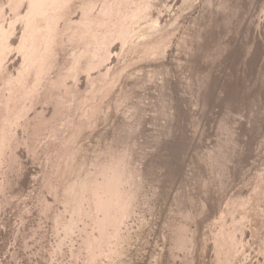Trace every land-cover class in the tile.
<instances>
[{
  "label": "rangeland",
  "instance_id": "1",
  "mask_svg": "<svg viewBox=\"0 0 264 264\" xmlns=\"http://www.w3.org/2000/svg\"><path fill=\"white\" fill-rule=\"evenodd\" d=\"M12 1L0 0V30L7 31L0 47H7L3 42L11 43L5 53L0 49L4 55H0V264H264V0H147L144 4L151 6H146L145 14L142 3L146 0H136L133 4L139 3L144 15L133 19L137 21L133 31L123 27L127 20L132 22L129 18L135 9L130 12V5L126 6L131 0H123L125 6H119L118 0H91L96 2L94 7L89 4L92 11L89 6L86 9L93 19L109 10L113 14L122 6L129 18L121 13V20L116 14L115 22L109 13L113 23L121 20L117 24L123 28L117 30L118 25L111 22L116 28L110 27L115 32L130 29L132 34L123 30L125 37L113 31L110 36L108 17L101 24H109L105 28L110 32L103 34L104 28L98 29V36L109 38L101 35L103 48L95 46L103 51L86 47L100 55L98 58L94 52L92 62L88 60L92 66L99 59L90 75L89 63L81 64L84 61L79 63L88 71H76L75 76L71 69L74 79H66L61 64L64 75L58 72L60 66L52 68L51 74L46 71L53 78L57 72L66 75L67 87H72L68 93L64 78L58 77L62 88L56 84L58 78L55 83L51 79L56 86L50 98L46 91L51 82L48 88L44 86L46 91L42 88L49 81L46 77L40 94L47 93V99L37 94L40 86L30 85L39 76L31 80L29 72L33 73L39 57H47L49 48L40 47L37 38L39 49L45 50L37 59L40 50L36 52L32 39L38 32L30 37L34 29L55 25L62 11L60 15L55 11L58 16L53 25L46 20L48 25L42 23L41 15L46 14V10L42 14L45 8H58L59 1L19 0L17 5V0L15 7ZM74 1L72 10L69 8L72 19H80L83 13L87 22L84 0ZM40 5L42 10L34 11ZM69 9L65 6L64 11ZM53 16H48L49 21ZM100 16L97 18L102 19ZM64 20L68 19H61V27L56 25L64 28L70 19ZM66 26L67 32L74 28ZM86 30L83 36L88 38L93 32ZM55 33L53 38L61 34ZM24 36L30 42L22 40ZM70 36V40L61 37L66 40L65 49L60 48L63 39H59L60 50L54 44L59 62L53 56L57 52L49 50L54 62L63 63L72 56L73 67L72 63L69 66L76 68V59H87L86 49L82 41L74 43L77 38ZM97 39L91 38L94 43ZM20 40L28 42L27 48ZM49 42L51 47L54 40ZM49 56L46 61L52 59ZM52 62H48L50 69ZM41 67V73L47 69ZM29 86L38 89L37 96L26 89ZM26 90L34 95L33 101L24 95ZM23 95L26 99L20 102ZM110 168L119 171L116 175L121 170L127 173L119 176L121 182L127 178L125 182L115 183L118 177L112 176L113 171L109 172L112 175L105 172ZM101 182L104 186L100 188ZM111 184L132 202L125 199L128 205L124 208L125 201L120 198L123 205H119L118 197L114 198L117 204L103 207L110 210L108 217L95 201L96 192L102 189L103 197L110 198ZM108 207H115L118 213ZM115 213L116 223L112 219ZM114 223L118 224L112 231ZM102 227L107 235L103 236ZM100 237L109 245L100 243ZM88 239L96 242H92L95 251Z\"/></svg>",
  "mask_w": 264,
  "mask_h": 264
},
{
  "label": "bare ground",
  "instance_id": "2",
  "mask_svg": "<svg viewBox=\"0 0 264 264\" xmlns=\"http://www.w3.org/2000/svg\"><path fill=\"white\" fill-rule=\"evenodd\" d=\"M10 1H11V0H10ZM16 1H17V0H14V1L10 2L11 5L14 4L13 7H15L16 3H17V5H18L19 0H18V2H16ZM53 1H55V0H53ZM58 1H59V2H58ZM63 1H64V0H62L61 2H63ZM65 1H66V2H63L64 5H63V3L60 2V0H56V1H55L56 3L58 2V3H57L58 5L54 2V3L56 4V5H55L56 7H57V6H58V8H60V6H61V7H62V6L64 7V8L62 7V9H59V11H58V8H56V9H57V10H56L55 7H51L52 9L54 8L55 10H54V9L52 10V9H50V8L48 7L50 11L52 10L51 12H50L47 8H45L44 10H42V9H41V5L39 6L40 8H37L38 6H36V8H34V11H37V10L41 9L42 12H43L42 14H44V13H45L44 11L46 10V14H45V15H41V14H40V15H41V18L44 16V18H43V19H44V22H42V23H44V24H47L48 22H51V23H52V21H53L54 19H56V17L58 16V14H57L56 12H58L59 15H60V11H62V13H63L62 16L60 15V17H59V16L57 17V20H56L57 22L54 20V21L56 22L55 25H53V23H54V21H53L52 25H53L54 27H53V26H50L51 24H50V25L47 24V25L49 26V28H50V29L48 28V29L50 30L49 32H48V29L45 30V29L41 28V30H39V31H41V32H40L41 35H40L39 31H36L37 29H34L33 33L31 34L32 36L30 35L31 37H30V36H29V37H30V39H32L33 34L35 33V34H34V36H35V35L37 34V32H38L37 36H36V37H33V39H32L33 42L35 41L33 44L36 45L37 47H38V45L41 44L40 47H41V46H43L42 48L45 47V48H46L45 50H47L48 48H49V49L51 48L52 51H53V50L55 51L54 48H55L56 46H58V44H60L59 39H60V41L63 39V38L61 39V37H64V36H65V37H67L66 39H68L69 36H70V34H74L73 36L76 37L77 39L73 38L72 35H71L72 37H71V36H70V37L73 38V40H74V39L76 40V42L73 41L74 43H77L78 40H79V42L82 41V44L84 43L83 46L85 47V48H84V51H85V49H86V51H87V48H89V49L92 48V49H95V50H96V49H97V50H100L102 44H104V43H103V40H102L101 38H104L105 40H107L106 38H109V35L111 36V35L113 34V32H115V31H114L115 29L112 30V28H116L117 25H118L117 23H120V24H121V20H122V17H123V16L121 15L122 10H121L120 8H122V6H121L120 8L117 7V8H118L117 10H118V11L121 10V12L116 13V11H117V10H116V11L113 12V14H112L111 12H112L113 10H112V11L109 10V11L106 12L107 14H105V15H101V16H103L102 19H101V18H97V16H98V17L100 16V15H97V16L94 18V19H95V21H94V19H93L94 15H93L91 12H90V13H91L92 15L89 14V11L87 12V9H86V8H88L89 4H91V6H92L93 3H96L95 1H94V2H90L91 0H86V1L88 2V5H87V2H86V4H84V3H85V0H84V1H83L84 3H83V5H82V10H83L84 13H85V17H86V18L88 17V19H86V18H85V19L87 20V22H88V20L90 19L89 22H88V23L85 22L84 17H83L84 14L82 13L81 15H83V16H81V18L83 17L82 19L84 20V22H85L86 24L83 23V20H82L81 18H80V19H81L82 22L79 23V22H80V21H79L80 19L77 18L78 22H77V24H75V23H76L75 21H77V20H76L75 17H73V19H72V16H73V15H72V12L70 11V9L74 7V3H75V1H74V0L70 1V0H69V1H68L69 3L67 2V0H65ZM92 1H93V0H92ZM118 1H119V2L121 1V3L119 4V6H120L121 4H122L123 6H125V4H123V2H124L123 0H118ZM127 1H128V0H127ZM131 1H132V2H131ZM131 1H130V3L126 4V6H127V5H130V6H131V5L133 4V1L135 2L136 0H131ZM142 1H143V0H141V2H142ZM14 2H16V3H14ZM73 2H74V3H73ZM89 2H90V3H89ZM128 2H129V1H128ZM141 2H140V3H141ZM54 3H53V5H54ZM66 3H68V4L66 5ZM72 3H73V5H72L73 7L71 6ZM80 3H82V2H80ZM144 3L146 4V3H147V0L144 1V2L142 3V5H143ZM148 3H149V0H148ZM148 3H147V4H148ZM151 3H152V2H151ZM138 4H139V3H138ZM138 4H137V2H136L135 5L133 4V6H132V7H136L137 10H136V8H132V7H130V6H129V7L127 6L129 10L127 9V7L125 8V9L128 10V11H130V8H131L132 10L135 9L134 12H132L133 15H131V13H130V15H131L130 17L132 18V20H131V18L128 17V16H129V12L126 13V11L124 10L125 13L128 14V16H127V15L125 16V15L122 13V14L126 17V18L124 17L126 20H127V17H128L129 20H130V22H131V21L134 22V23L131 22V23L133 24V25H131V23H129V21L127 20L126 25H128V27H126V25L123 23V27H125V28H130L132 31H133L132 27L135 26L134 24H137V21H134L133 19H136V20H137V15H138V16H139V15H144L145 12H146L147 9H148L147 7L151 6V4H149V5H145V4H144L145 7H146V6H147V7L144 8V9H142L143 12H144V14H141V13H143V12H141V7H142V6L140 7ZM53 5H52V6H53ZM69 5H70L71 7H70ZM84 5H85V6H84ZM86 5H87V6H86ZM94 5H95V4H93L92 7H94ZM117 5H118V2H117ZM137 5H138V6H137ZM65 6H66L67 9L70 8L69 10H66L67 12L64 11ZM67 6H69V7H67ZM16 7H17V6H16ZM92 7L89 6L88 9L92 11ZM139 7H140V10L138 11ZM84 8H85L86 10H85ZM142 8H143V7H142ZM36 9H37V10H36ZM47 10H48V11H47ZM71 10H72V9H71ZM132 10H131V11H132ZM144 10H145V11H144ZM53 11H54V12L56 11L55 13H56L57 15H54L55 13H54ZM68 11H69V12H68ZM110 11H111V12H110ZM131 11H130V12H131ZM136 11L138 12L137 14H136ZM148 11H149V10H148ZM48 12H50V13H48ZM52 12H53V13H52ZM140 12H141V13H140ZM47 13H48V15H47ZM65 13H66V14H65ZM67 13H69V15H68ZM109 13H110L111 15H114V17H115V16H116V17L114 18V17L111 16ZM86 14H87L88 16H86ZM116 14H119V15H118L119 18L122 16V17H121V20H119L117 23H115L116 20H117V15H116ZM135 14H136V16H135ZM34 15H35V14H34ZM53 15H54V16H53ZM70 15H71V16H70ZM120 15H121V16H120ZM146 15H147V14H146ZM46 16H47V17H46ZM48 16H49V17L53 16V17L51 18L52 20L49 21L50 18H48ZM55 16H56V17H55ZM64 16H65V17H64ZM66 16H67V17H66ZM90 16H91V17H90ZM92 16H93V17H92ZM101 16H100V17H101ZM110 16H111V17H110ZM36 17H38L37 14H36ZM54 17H55V18H54ZM69 17H71V18H69ZM79 17H80V16H79ZM89 17H90V18H89ZM104 17H105V18H104ZM108 17H109V18H108ZM112 17H113V18H112ZM134 17H135V18H134ZM45 18H46V19H45ZM58 18H59V19H58ZM66 18H67L68 20H69V19H70V20H69V22H67L68 20H64L65 23L67 22L66 24H64V25H65L64 28H65V27L68 28L66 25H70V26H71L72 23H74V24H73V27L76 28L77 25H78V23H79V26H80V27L78 26L79 28L77 27L75 30H73L74 28L71 26V27L73 28L72 31H73L74 33H71L72 31L67 32V30H64V28H59V27H58V26L61 27V26L63 25V24H62V25L60 24L61 19H66ZM74 18H75V20H74ZM91 18H92L93 20H92ZM103 18H104V20H103ZM107 18H108V19H107ZM110 18L114 19L115 22L113 23L112 21H114V20H112V19H110ZM71 19H72V21H71ZM100 19L102 20V22H101ZM106 19H107V22L105 21ZM109 19H110V21H109ZM45 20H46L47 23L45 22ZM47 20H48V21H47ZM99 20H100V22H98V24H97V21H99ZM73 21H74V22H73ZM91 21H92L93 23H92ZM103 21H104V22H103ZM38 22H39V21H38ZM105 22H106V23H110V22H111V23L114 24L116 27H115L114 25H112L111 23H110V25L108 24L109 27L112 26V28H111V27H110V28L107 27L109 30H111V32L109 31L110 34H109V35H104V36H105V37H104L103 34L109 33V32H107L108 29L105 28V27L108 26V25H102L103 23L106 24ZM34 23H35V22H34ZM57 23H58V26L56 25ZM70 23H71V24H70ZM90 23H91L92 27H91V25L89 26ZM94 23L97 24V25H96L97 28H96V26H95V28H96L95 30H94V26H93ZM101 23H102V24H101ZM128 23H129V24H128ZM59 24H60V25H59ZM80 24L87 25V27L84 26V27H85V28H84V27L81 26ZM95 24H94V25H95ZM120 24H119L118 27L116 28L117 30H118V28H121V29L123 28ZM75 25H76V27H75ZM124 25H125V26H124ZM56 26H57V27H56ZM99 26H100V28H99ZM103 26H104V27H103ZM119 26H121V27H119ZM52 27H53V31H52ZM71 27H70V30H71ZM88 27H89V28H88ZM90 27L93 28V30H94V31H97V32H94L93 30H91ZM101 27H102V28H101ZM54 28H56V29L54 30ZM57 28H59V29H57ZM66 28H65V29H66ZM83 28H84V29H83ZM86 28L88 29V32H89V29H90V30L93 32V34L96 33V34H95L96 36L94 35V37H95V38H98V39H97V40H98L97 42L99 43V45H95V44H98V43H94L96 40H95V41H92V40H94V39L91 40V38H94V37H91V36H93V34H91V36L89 35L88 38H87V36L84 37L85 35H87V34H86V33H87ZM103 28H104V29H103ZM61 29H63L64 31H66V32L68 33V35H65L66 32L63 33L64 31L61 32V31H62ZM78 29H79V32L76 31V30H78ZM82 29H83L84 31H82ZM98 29H99V30H100V29H101V30L103 29V31L100 30V31L103 33V34H101V32H100V34H101L103 37H101V35L98 36V35H99ZM130 29H129V30H130ZM1 30H2V28H1ZM1 30H0V32H1ZM56 30H57V33H61V34H60L61 36L58 35L59 37H58L57 35H55L56 37H58V42H59V43L57 42V38H56V37L53 38V37H54V36H53V35H54L53 33H55ZM60 30H61V31H60ZM123 30H124V29H123ZM123 30H121V31L119 30V31H118V32L121 33V34L119 33V36L121 35V36L125 37V36H124V33L126 34L127 32H130V31L127 29L128 31H127V30H126V31L124 30V31H125V32H124ZM4 31H5V30H3V33H5ZM35 31H36V32H35ZM44 31H47V32H44ZM59 31H60V32H59ZM68 31H69V28H68ZM75 31H76L77 34L75 33ZM80 31H81V32H80ZM85 31H86V33H85ZM91 31H90V32H91ZM112 31H113V32H112ZM122 31L124 32L123 34H122ZM50 32H51V33H50ZM83 32H84V33H83ZM90 32H89V33H90ZM118 32H115V34H118ZM3 33L1 32L0 34H3ZM6 33H7V31H6ZM6 33L3 34L2 36L0 35V39H1L2 37H4V35H5V37H6ZM43 33H45V34L43 35V38H41ZM67 33H66V34H67ZM82 33H83V34H82ZM111 33H112V34H111ZM130 33L132 34V32H130ZM49 34H50V36H49ZM51 34H52V37H51ZM55 34H56V33H55ZM62 34H63V36H62ZM25 35H27V34H25ZM46 35H48V36H46ZM77 35H80V36H83V35H84V36H83V38L80 37V36H78V37H80V38H78ZM127 35L130 36L129 33H128ZM127 35H126V37H127ZM38 36H40V37H38ZM45 36L49 39L48 41H47V38H46ZM106 36H107V37H106ZM112 36H113V35H112ZM29 37H28V38H29ZM44 37H45V38H44ZM50 37H51V39L53 38L52 40H54V42L51 43L53 46L51 45V47H50V46L48 47V44H50L49 41H52V40L50 39ZM65 37H64V38H65ZM100 37H101V38H100ZM114 37H115V36H114ZM22 38H23V39H22ZM22 38H21L22 40L25 39V40H28V42H30L29 39H26L27 37L24 36V37H22ZM34 38H35V40H34ZM37 38H39L40 40L37 39ZM99 38H100V39H99ZM3 39H4V38H3ZM3 39H1V40H3ZM5 39H6V38H5ZM43 39H44L45 41H44ZM55 39H56V40H55ZM80 39H81V40H80ZM82 39H83V40H82ZM84 39H86L88 42H87L86 40H84ZM88 39H89V40H88ZM110 39H111V38H110ZM1 40H0V41H1ZM22 40H20L19 43H21ZM38 40H39V43H38ZM42 40H43L44 42H42ZM69 40H70V38H69ZM100 40H102V41H101L102 43L99 42ZM105 40H104V42H105ZM4 41H5V40H4ZM85 41L87 42V44L85 43ZM90 41L93 42V44H94V48L92 47V46H93L92 43H91V46H90V44H88V43H90ZM5 42L7 43V41H5ZM22 42L25 43V44L28 43V42H24V41H22ZM36 42L38 43V45L36 44ZM48 42H49V43H48ZM64 42H65V44L67 45L66 40L63 39V41H61L60 48L62 47L63 49H65V47H64V46H65ZM108 42H109V41H108ZM12 43H13V42H12ZM23 43H21L22 46H25V45H23ZM56 43H57V44H56ZM62 43H63V44H62ZM71 43H72V42H71ZM71 43H70V45H71ZM74 43H73L72 45H74ZM1 44H2V43H0V46H1ZM8 44H11V43L8 42L7 44H4V42H3V46H4V45H7V47H6V46H5V47L2 46V47H3V48H2V49H3V51H2L3 53H5V52H4L5 49L7 50V48L9 47ZM21 44H19V48L21 47V46H20ZM31 44H32V41H31ZM31 44H30V46H33V44H32V45H31ZM43 44H44V45H43ZM45 44H47V46H45ZM54 44H55L56 46H55ZM78 45H79V44H78ZM107 45H108V44H107ZM27 46H28V45L26 44V47H25V48H27ZM54 46H55V47H54ZM68 46H69V45H68ZM68 46H66V49L68 48ZM83 46H82V47H83ZM88 46H90V47H88ZM95 46H97V47L99 46L100 49H98L99 47L97 48V47H95ZM103 46H104V45H103ZM103 46H102V48H103ZM105 46H106V45H105ZM53 47H54V48H53ZM69 47H70V46H69ZM86 47H87V48H86ZM4 48H5V49H4ZM21 48L23 49V47H21ZM52 48H53V49H52ZM57 48L60 50L59 46H58ZM57 48H56V52H57V53L53 51L54 53H56V55H53V56H54L57 60L51 55L53 52L50 51L49 49L45 52L46 54L44 53V51H45L44 49H42L43 52H42L41 49H39V47L36 49V50H37L36 52H38V51L40 50V51L36 54V56H37L36 58H37V59H39V58L41 59V58H42L41 60H37V61H40L41 63H42V62H43V63L41 64V63H39V62L36 61L35 64H37V65L34 64L35 66L32 67V69L34 68V69H33V70H34L33 73L35 72L36 74H35V73L33 74V73H32V70H30L29 73L32 74V76H30V74H29V76L32 77L31 80L35 78V77H34L35 75H36V76H39V78H40V75L43 76V77L40 78V79H39L38 77H36L35 79H36L37 81H34V82H33V80L30 81V82H32V83H30V85L33 84L32 86H34V87H39V86H40V88H38L39 90L36 88L38 91H37L34 87L32 88V86H31V87L29 86V88H26V89H32L33 92H34V94H36L37 92H39V93H37V94H40V93H42V91H44V90L46 91V88H48V86H49L48 83L51 82V83H49V84H52V85L49 86V88H50V90H51V87H52L53 89H52L51 91L48 89V91H46V92H48V97L52 98V97H53V96H52V95H53V92H52V91H54V89H55L54 87L56 86V84H58V83H59L58 85L62 84V83H61L62 80H61L60 78H64V79H63L64 81H62V82H63V86H64V83H65V87L68 89V87H67V86H69V84H68V82H67L68 80L66 81L65 78L67 77L66 79H70V78L73 77V79H74V76L72 75L73 73L71 72V69H72V71L74 72V75L76 76V75L79 74V71H80V70H83L82 68H85L84 66H85L87 63H89V64H87V65H88L90 68L86 65V66H87L86 69H90V70H89V71L86 70V69H84L85 71L83 70L84 73H85L86 71H88V74H89L90 71L92 70V66L94 67V66L97 65L96 62H98L97 60H99L98 58H99V56H100V55L97 56V52H98V51H93V50H91V51H93V53L96 52L95 54H96V56H97L98 58H96L97 60H96V59L94 60L96 64H95L94 61H93V63H94L95 65L92 63L93 65L90 66V63L92 62V60H93L95 54H94V56H93V55H92L93 53H92V52L90 53V50H89V49H88L87 52H86V51L84 52V51L82 50V49H83V48H82L80 51H82V53H83V52L86 53L85 55L87 56V59L84 57V58H83L84 60H83V59H80V60H81V61H80V60L78 59V60H79V61H78V60L75 58L76 60L74 61V62H75L74 65H75L76 63H78V64L75 65L76 68H75V67H74V68H71V67H73V62H69V61H72V60H70V58H71L72 56H70V58L68 57L69 60L66 59L68 62L65 61V59L63 60V61L66 62V63L63 62V63H65V64H63V63L61 62L62 60L60 61L61 63H58L59 60H58V58H57V55H58V53H59V52H58L59 50H58ZM73 48H74V47H73ZM107 48H108V46H107ZM107 48H106V49H107ZM0 49H1V47H0ZM2 49H1V50H2ZM63 49H62V50H63ZM76 49H77V48H76ZM70 50H72V49L70 48ZM100 51H103V49L100 50ZM105 51H106V50H105ZM107 51H108V49H107ZM107 51H106V52H107ZM48 52H49V53H48ZM69 52H70V51H69ZM73 52H74V50H73ZM73 52H72V53H73ZM42 53L45 54L47 57L50 55L49 58L52 57V59H49L48 61H46L48 58H47L46 56H45V57H46L47 59L44 58V57H43L44 55H42ZM50 53H51V54H50ZM54 53H53V54H54ZM72 53H71V54H72ZM74 53H76V52H74ZM74 53H73V54H74ZM78 53H79V55L81 54L80 52L77 51V54H78ZM84 53H83V54H84ZM101 53H102V52H101ZM101 53H100V54H101ZM39 54H40V55H39ZM87 54H89V56H88ZM103 54H104V53H103ZM0 55H3V54L1 53ZM41 55H42V56H41ZM66 55H67V54H66ZM91 55L93 56V58H92ZM101 55H102V54H101ZM3 56H4V55H3ZM39 56H41V57H39ZM90 56H91V57H90ZM38 57H39V58H38ZM77 57L81 58V57H83V56L81 55V57H80V56H77ZM0 58H1V56H0ZM43 58H44V59H43ZM89 58H90V59H89ZM91 58H92V59H91ZM101 58H103V57H101ZM101 58H100V59H101ZM85 59H86L87 62L85 61ZM42 60H43V61H42ZM52 60H53V62H52ZM54 60H56V61H58V62L55 61V62H56V64H55ZM88 60H91V62H90V61L88 62ZM50 61L52 62V63H50V67L52 66L51 69L49 68V63H48V62H50ZM82 61H84L85 63H81ZM44 62H45V63L47 62V64H44ZM79 62H80L82 65H84V64H85V65L82 66ZM38 63H39V64H38ZM53 63H54V64H53ZM71 63H72V64H71ZM51 64H52V65H51ZM57 64H58V65H57ZM59 64L64 65V66H63V69H65V71H67V72H65V73H66V75L69 76V78H68V76H66V75H65L66 77H65V76L62 77V74L64 75L65 73H64L63 70H61V67H62V66L59 65ZM70 64H71V67L69 66ZM39 65H40V67H41V66L43 67V65H45V68H47V69H43V72L41 73V72H40V71H41L40 67H39L40 70H39L38 68H35V67H38ZM53 65H55V66H53ZM56 65H57L58 67H57ZM66 65H67V66H66ZM78 65H79V66H78ZM46 66H47V67H46ZM59 66H60V70H58V72L61 73V72L63 71V73H62V74H59V73L57 72L55 78H53L54 75H52V77H50V76H51L50 74H51L52 68L55 67L56 70H57V69H59ZM80 66H82V67H80ZM42 67H41V68H42ZM68 67H70V68H68ZM77 67H79L80 69H78ZM43 68H44V67H43ZM66 68H67V69H66ZM37 69H38V72H40V73H37ZM68 69H69V70H68ZM76 69H77V70H76ZM35 70H36V71H35ZM74 70H75V71H74ZM46 71L50 73V74L48 73L50 76H48V74L46 73ZM76 71H78V74L76 73ZM83 71H82V72H83ZM7 72H8V71H7ZM82 72H81V73H82ZM68 73H69V74H68ZM70 73H72V74H70ZM38 74H40V75H38ZM43 74H47V75H43ZM54 74H55V73H54ZM57 74H58V75H57ZM59 75H61V76H59ZM70 75H71V77H70ZM89 75H90V74H89ZM89 75H88V76H89ZM85 76H87V75H85ZM33 77H34V78H33ZM46 77H49V78L47 79ZM58 77H60V78H58ZM82 77H84V76L82 75ZM28 78H29V77H28ZM44 78H46V79H44ZM57 78H58V79H57ZM35 79H34V80H35ZM38 79H39V80H42V81H43V79H44L46 82H47L48 80H49V81L46 83L45 81L41 82V81H39ZM51 79H54V80H53L54 83H55V79H57L58 81H59V80H61V81H59V82L57 81L56 84H53V83H52L53 81H52ZM29 80H30V78L28 79V81H27V83H26V86L29 85V83H28ZM75 80H76V79H75ZM38 81H39V82H38ZM35 82H36V83H35ZM74 82H75V81H74ZM41 83H42V84H41ZM45 83H46V84H45ZM69 83H70V81H69ZM34 84H35V85H34ZM36 84H39V85L36 86ZM43 84H45V85H43ZM66 84H68V85H66ZM71 84H72V83H71ZM71 84H70V85H71ZM41 85H43V87H42L43 89H44V86H47V85H48V86H47L44 90L42 89V91H41ZM60 86H61V85H60ZM57 87H59V86H57ZM60 88H62V86H61ZM69 88H70V87H69ZM34 89H35V91H34ZM71 89H72V87H71ZM71 89H68V93H70V90H71ZM32 90H31V91H32ZM60 90H61V89H60ZM60 90H59V93H60ZM36 91H37V92H36ZM71 91H72V90H71ZM75 91H76V90H75ZM29 92H30V90H29V91L26 90V93H27V94H24V95H25V96L27 95V97L30 95V96L28 97L29 100H30V99H31V100L34 99V97H33L34 95L32 96L31 94H28ZM54 92H55V91H54ZM49 93H51V94H49ZM37 94H36V96H37ZM45 94H46V95H45ZM45 94H44V93L42 94V95H44V96H42L41 94H40V95H41V97H43V98L46 96V99H47V93H45ZM24 95H23V97H21V99H19L20 102H21V100L24 98ZM40 95H39L38 97H40ZM55 95H56V94H55ZM59 95H60V94H59ZM65 95H66V94H65ZM31 96H32L33 98H31ZM51 96H52V97H51ZM60 96H62V95H60ZM61 98H62V97H60L59 100H60ZM24 99H26V98H24ZM53 99H54V98H53ZM63 99H64V98H63ZM48 100H49V99H48ZM23 101H24V100H23ZM23 101H22V102H23ZM32 101H33V100H32ZM50 101H51V100H50ZM60 101H63V100L61 99ZM20 102H19V103H20ZM58 102H59V101H58ZM55 104H56V102H55ZM57 104H58V103H57ZM23 105L25 106V104H23ZM62 105H63V104H62ZM56 106H57V105H56ZM60 106H61V105H60ZM22 107H23V106H22ZM62 107H63V106H62ZM54 108H55V106H54ZM22 109H24V107H23ZM38 111H39V110H38ZM56 112H57V111H56ZM54 113H55V112H54ZM55 114H56V113H55ZM37 116H38V115H37ZM1 117H2V116L0 115V118H1ZM40 118H41V117H40ZM42 118H44V117H42ZM241 129H242V128H241ZM123 161H124V162H123ZM114 162H115V161H114ZM122 162L125 164V160H122L121 163H122ZM121 163L119 162V165L116 164V163H115V164L118 165V166H120ZM113 165H114V164H113ZM113 165H112V166H113ZM122 165H123V164H122ZM112 166H111V168H112ZM123 166H124V165H123ZM123 166H122L121 168H124V167H125V166H124V167H123ZM114 167L117 168L116 166H114ZM114 167H113V168H114ZM111 168L109 169V171H105V172H108V173H109L110 171H113ZM126 168H127V164H126L125 169H126ZM115 170H118V168L115 169ZM119 170H121V169H119ZM129 170H130V169H129ZM121 171H122V170H121ZM121 171H120V175H119V174L116 175L117 172L119 173V171H113V174L116 173L115 175H112L111 173H109L110 175H112V176H114V177H115V176L118 177V181H116L115 183H117V182H118V184H120V183H124L125 180L127 179V178L124 177V178H125L124 182H121V181H123V179H120L119 176H122V177H123V175H124V176L127 175V173H126V175H125V173L122 174L123 172L121 173ZM123 171L126 172L127 170H123ZM128 172H129V171H128ZM108 173H104V172H103V174H107L106 176H108ZM129 173H132V170H131V172H129ZM132 174H133V173H132ZM102 176H103V175H102ZM106 176H105V177H106ZM103 177H104V176H103ZM103 177H102V178H103ZM108 177H110V176H108ZM108 177H107V178H108ZM117 177H116V178H117ZM116 178H115V180H116ZM111 179H112V178H111ZM111 179H110V180H111ZM112 180H114V179H112ZM97 181H98V179H97ZM104 181H105V180H104ZM98 182H99V181H98ZM98 182H97V183H98ZM107 182H108V181H107ZM110 182H113V181H110ZM119 182H120V183H119ZM87 183H88V182H87ZM102 183H103V182L100 183V188H101L102 185H103ZM104 183H106V181H105ZM87 185H88V184H87ZM111 185L113 186V184H111ZM88 186H89V185H88ZM95 186H98V185L96 184ZM103 186H104V185H103ZM108 186H109V185H108ZM114 186H115V184H114ZM114 186H113V187H114ZM119 186L121 187L122 185H118L117 187L119 188ZM129 187H130V186H129ZM132 187H133V186H132ZM105 188H106V186H105ZM109 188L111 189V186H110ZM115 188H116V187H114V189H115ZM121 188H122V187H121ZM123 188H124V186H123ZM130 188H131V187H130ZM98 189H99V188H98ZM114 189L112 190L113 193H111V194L109 193V194H110V195H109L110 198H109V197H106V198H108V199H106L105 197H103V196L105 195L104 192H103V195L100 193V191L102 192L103 189H102V190H99V191L96 189V190L98 191V193L96 192V194H98L99 197L97 198L96 201H95V200H94V201H95V203H96L98 206L102 207V210H103V207H105V206H109V205H111V204H113V203H116V202H114V201H115L114 198H117V197H118V199H116V201L119 202V203H118L119 205L122 204V203H121L122 200L125 201V199H126L127 202H128L129 200H131V198H130V199H127V197L125 198V197L123 196L124 194L122 193V194H123L122 196L124 197V199H123V197L121 196V191H120V193H119V192H118L119 189L116 188V189H117L116 191H115ZM131 189H132V188H131ZM93 190L95 191V188H94ZM122 190H123V189H122ZM126 190H128V188H127ZM129 190H130V189H129ZM108 191H109V190H108ZM133 191H134V190H133ZM110 192H111V191H110ZM114 192H117V193H116L117 196L115 195ZM122 192H123V191H122ZM127 192H128V191H126V192L124 191V193H125L126 195H128ZM131 192H132V190H131ZM131 192H130V193H131ZM134 192H135V191H134ZM94 193H95V192H93V194H94ZM100 194H101V195H100ZM107 194H108V193H107ZM107 194H106V195H107ZM113 194H114V195H113ZM134 194H136V192H135ZM134 194L131 195V196H134ZM111 195H112V196H111ZM118 195H119V196H118ZM113 196H114V197H113ZM135 196H136V195H135ZM96 197H97V196H96ZM112 197H113V198H112ZM111 198H112V199H111ZM120 198H122L121 201H120ZM128 198H129V197H128ZM132 198H133V200H134V197H132ZM113 200H114V201H113ZM112 201H113V202H112ZM123 201H122V202H123ZM130 202H132V200H131ZM92 203H93V202H92ZM110 203H111V204H110ZM116 204H117V203H116ZM123 204H124V205H123ZM123 204H122V205L124 206V208H127L128 203H126V201H125V203H123ZM97 205H95V206H97ZM114 205H115V204H114ZM122 205H121V206H122ZM98 206H97V207H98ZM112 206H113V205H112ZM117 206H118V205H117ZM121 206H118V207H121ZM93 207H94V204H93ZM97 207H96V208H97ZM115 207H116V205H115ZM115 207H113V208L108 207V208L114 210V209H116ZM94 208H95V207H94ZM91 209H92V208H91ZM121 209H122V207L120 208V210H121ZM105 210H106V209H105ZM120 210H119V208H118V211H120ZM90 211H91V213L93 212V210H90ZM94 211H96V210H94ZM106 211H107V210H106ZM106 211L103 210L104 214H105ZM109 211H110V210H108V212H109ZM108 212H106V213H108ZM111 212H115V211H111ZM120 212H121V211H120ZM81 213H82V212H81ZM94 213H95V212H93V214H94ZM101 213H102V211H101ZM109 213H110V212H109ZM109 213L106 214L108 217H109V215H111V214H109ZM116 213H118V212H117V209H116ZM116 213L114 214V216L112 215V217H114V218H112V219H114L115 223L117 222L116 220L119 219ZM95 215H96V214H95ZM127 215H128V214H127ZM78 216H79V215H78ZM93 216H94V215H93ZM120 216H121V214H120ZM95 217L97 218V216H95ZM99 217H100V216H98V218H99ZM108 217H107V218H108ZM100 218H101V217H100ZM107 218H104L105 221H106ZM116 218H117V219H116ZM95 220H96V219H95ZM98 220H99V219H98ZM96 221H97V220H96ZM112 221H113V220H112ZM112 221H111V222H112ZM118 221H119V220H118ZM120 221H121V220H120ZM120 221H119V222H120ZM98 222H100V221H98ZM111 222L109 221V223H111ZM119 222H118V223H119ZM122 222H123V221H122ZM96 223H97V222H96ZM101 223H102V222H101ZM115 223H114V224H115ZM118 223H117V224H118ZM98 224H99V223H98ZM102 224L105 225L104 222H103ZM117 224H115V226H114L113 224H111V225L114 226V227L112 226V231H113V228L115 229V228L117 227V226H116ZM104 225H103V226H104ZM107 226H110V224H108V220H107ZM105 227H106V226H105ZM105 227L99 228L100 231H101V229H103V230H102V231H103V232H102L103 236H104V235H107V234H105L106 231L104 232V228H105ZM108 228H109V227H108ZM108 228H106V229H108ZM106 229H105V230H106ZM108 230H109V229H108ZM109 232H110V231H109ZM117 234H118V233H117ZM90 235H91V234H89V236L87 235V238H89ZM115 235H116V234H115ZM95 236H96V235L94 234V237H95ZM101 236H102V235H101ZM105 237H106V238H105ZM105 237H100V238H99V239L102 240V241L100 240V241H101L100 243H103V241H104V239H102V238H105V239L107 240V236H105ZM90 239H93V238H90ZM90 239H88V242L92 244L93 251H95L93 245L96 244V242H95V241H92V240L90 241ZM106 240H105V241H106ZM105 241H104V242H105ZM92 242H94V244H93ZM106 242H107V241H106ZM106 242L103 243V244H106ZM107 243H108L107 245H109V241H108ZM110 243H111V242H110ZM91 244H88V245L90 246ZM103 244H101V245H103ZM185 244H186V243H185ZM103 246H104V245H103ZM89 248H90V247H89ZM92 248H91V249H92ZM91 249H90V250H91ZM93 251H92V252H93ZM92 254H93V253H92Z\"/></svg>",
  "mask_w": 264,
  "mask_h": 264
}]
</instances>
